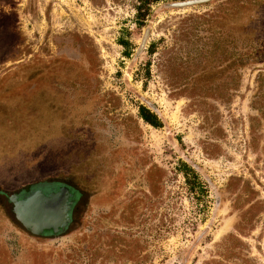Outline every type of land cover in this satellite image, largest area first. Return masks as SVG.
I'll return each instance as SVG.
<instances>
[{
    "label": "rangeland",
    "instance_id": "obj_1",
    "mask_svg": "<svg viewBox=\"0 0 264 264\" xmlns=\"http://www.w3.org/2000/svg\"><path fill=\"white\" fill-rule=\"evenodd\" d=\"M139 5L0 0V264H264V0ZM59 181L34 239L8 197Z\"/></svg>",
    "mask_w": 264,
    "mask_h": 264
},
{
    "label": "water",
    "instance_id": "obj_2",
    "mask_svg": "<svg viewBox=\"0 0 264 264\" xmlns=\"http://www.w3.org/2000/svg\"><path fill=\"white\" fill-rule=\"evenodd\" d=\"M50 187L34 186L29 191L9 197L17 220L35 235L65 233L72 220L73 189L61 186L58 190L47 191Z\"/></svg>",
    "mask_w": 264,
    "mask_h": 264
},
{
    "label": "flooded vegetation",
    "instance_id": "obj_3",
    "mask_svg": "<svg viewBox=\"0 0 264 264\" xmlns=\"http://www.w3.org/2000/svg\"><path fill=\"white\" fill-rule=\"evenodd\" d=\"M142 118V117H141ZM143 119V118H142ZM144 120V119H143ZM147 122V121H146ZM149 123V122H147ZM151 124V123H149ZM153 125V124H151ZM155 126V125H153ZM155 127H158V126H155ZM50 188H48L47 191H52V190H58L59 187L61 186H67L71 189H73V193H75V196L73 198H71V200L74 202V206H73V209H72V212H71V223L69 224L68 228L66 229L65 233H62V234H59V235H54L53 233H50V234H47V235H35L33 233H31L30 231H28L22 224L21 222H19L16 218V215L14 213V205L13 203H11L9 201V197H11L13 194H21L22 192H18V193H12L9 197H8V201L9 203L11 204L12 206V215H13V222L20 228L22 229V231H24L25 233L29 234L30 236H32L34 239H41V240H51V239H55V238H60V237H63V236H66L68 235L70 229H73L75 224L77 223L76 222V215L80 212V208H81V205H80V200L82 199L83 197V193L82 191L75 187L74 185H71L70 183L68 182H63V181H59V182H52L50 184Z\"/></svg>",
    "mask_w": 264,
    "mask_h": 264
},
{
    "label": "trees",
    "instance_id": "obj_4",
    "mask_svg": "<svg viewBox=\"0 0 264 264\" xmlns=\"http://www.w3.org/2000/svg\"><path fill=\"white\" fill-rule=\"evenodd\" d=\"M159 1H161V0H139V2H140V5H139V7H138V10H139V13H140V16L141 17H145L146 16V8H148V5H150V4H153V3H157V2H159ZM144 9H145V11H144ZM152 48V47H151ZM153 51V50H152ZM151 51V52H152ZM141 117L145 120V121H147V122H149V123H151V124H153V125H155V126H160V125H158L157 123H156V121L155 120H157V117H156V115H154L149 109H147L146 107H141Z\"/></svg>",
    "mask_w": 264,
    "mask_h": 264
}]
</instances>
